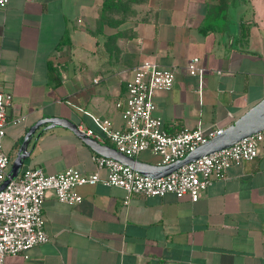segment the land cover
I'll use <instances>...</instances> for the list:
<instances>
[{
	"label": "crops",
	"instance_id": "0c3cea01",
	"mask_svg": "<svg viewBox=\"0 0 264 264\" xmlns=\"http://www.w3.org/2000/svg\"><path fill=\"white\" fill-rule=\"evenodd\" d=\"M193 57L201 77L186 70ZM143 58L175 72L173 87L154 95L168 133L223 129L264 98V0H9L0 8V87L12 94L3 138L11 163L45 117L68 118L114 147L91 116L123 127L117 103ZM46 125L36 127L21 169L97 170L91 146ZM133 157L160 163L149 151ZM76 192L82 199L70 205L47 190L49 240L4 264H264V143L194 202L102 183Z\"/></svg>",
	"mask_w": 264,
	"mask_h": 264
},
{
	"label": "built area",
	"instance_id": "2783aa9c",
	"mask_svg": "<svg viewBox=\"0 0 264 264\" xmlns=\"http://www.w3.org/2000/svg\"><path fill=\"white\" fill-rule=\"evenodd\" d=\"M8 1L0 0V8H5ZM186 70L199 77L204 72L198 57L188 60ZM174 82L175 72L172 69L160 68L152 59L143 58L133 70L124 101L117 103L121 107L123 127L113 128L109 120L91 117L119 152L133 157L142 151H149L160 157L159 164H169L183 158L222 130L205 132L197 126L168 133L162 120L153 114L154 95L158 91L170 90ZM11 103L12 94L0 87V184L10 163L9 155L3 148V138L7 124L6 110ZM87 133L91 134L90 131ZM263 143L264 129L158 178L141 174L116 159L101 155L93 156L97 170L90 173L68 168L47 174L41 168H23L0 191V264H4L8 254L26 252L34 245L49 240L41 215L47 190H53L60 202L70 205L82 199L76 192L78 186L95 183L122 188L127 194L161 197L170 193L177 198L188 196L194 202L213 180L225 178L232 164L257 157ZM101 168L107 170L105 178L99 176L98 169ZM124 203H128V198Z\"/></svg>",
	"mask_w": 264,
	"mask_h": 264
},
{
	"label": "water",
	"instance_id": "95a60500",
	"mask_svg": "<svg viewBox=\"0 0 264 264\" xmlns=\"http://www.w3.org/2000/svg\"><path fill=\"white\" fill-rule=\"evenodd\" d=\"M42 123H47L45 128H51L54 126L66 127L91 146L99 155L116 159L146 176L158 178L174 172L179 167L194 161L203 155L228 147L237 141L264 129V98L259 100L240 117L236 118L232 123L223 128L220 133L199 144L194 150L189 151L183 158L177 159L169 164H151L140 161L134 157L127 156L116 150L114 147L104 144L88 135L85 131L80 130L78 125L68 118L45 117L31 126L24 135L16 153V157L12 161L4 180L0 184V191L4 189L21 170L25 159L31 153V151L27 149L28 143L32 139L36 127H39ZM41 132L42 130L36 134V139Z\"/></svg>",
	"mask_w": 264,
	"mask_h": 264
},
{
	"label": "rangeland",
	"instance_id": "374dc122",
	"mask_svg": "<svg viewBox=\"0 0 264 264\" xmlns=\"http://www.w3.org/2000/svg\"><path fill=\"white\" fill-rule=\"evenodd\" d=\"M4 150H5V149H4ZM10 164H11V161H10V163H9L8 167H7V170L9 169V167H10Z\"/></svg>",
	"mask_w": 264,
	"mask_h": 264
}]
</instances>
